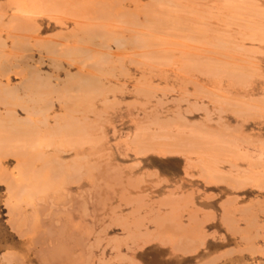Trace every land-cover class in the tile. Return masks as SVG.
<instances>
[{
	"label": "rangeland",
	"instance_id": "obj_1",
	"mask_svg": "<svg viewBox=\"0 0 264 264\" xmlns=\"http://www.w3.org/2000/svg\"><path fill=\"white\" fill-rule=\"evenodd\" d=\"M102 1L0 0V44L4 43L0 45V65L3 63V69L5 68L8 70L5 67L8 64L7 60H9V66L10 62L12 67L17 64V69L13 67L14 70L11 66H8L10 70L5 74L3 72L0 73V85H3L4 88L6 86L7 88L9 83V89L17 88L27 77L29 78V76L35 74L39 75L40 73L39 76L41 78L43 77L42 79L45 78L46 82H49L51 88H54L58 93L57 88L59 87V93L62 92V97L60 94L56 95V92L50 97L47 96L46 98L50 99L47 100L54 104H51V110L41 117L39 116L40 113L38 114L39 117L33 118L37 122L40 120V122L44 121L48 124L46 125L44 122H36V124L40 126H37L39 137H35V141L39 140V142L38 144L36 142L37 145L34 144L35 142L33 143L34 146L36 145V148L40 149L43 153H41V155H43L41 158L44 161H41L42 159L40 158L39 150L37 149V152L35 147V150L32 149L33 153L35 152L37 155L39 154V158L41 159H36L35 157L37 163L33 160L35 163L33 165V167H35L33 168V171L35 170L36 172L38 169L44 170V168H46V171L49 169L48 171L51 173L49 174L48 172V180H50L51 184L48 181L47 183L49 184L45 185L48 187H45L46 189L44 188L45 191L48 190L49 193L47 191L45 193L43 188H41V191H36L32 188L31 181H35V176H31L33 172L30 174L25 168H22L23 171L20 170L21 167H19V162H17L18 158H13V155L3 158L4 160L0 158V264H264V35L262 36L263 39L261 38L263 43L260 44L257 42L259 40L257 39L259 35H261V33L264 34V19L261 18L262 16L264 17V0H251L250 2L247 0H236L237 2H235V0H153L154 2H151V0H116L118 3L115 2V0H111V3L115 2L116 5H119L116 8V5L113 4L115 10H118H116L117 13L112 8V4L109 0ZM254 2L257 3L255 4ZM105 3H107L106 6ZM153 3L154 5H152ZM235 3H238L236 6L238 9L232 6L236 5ZM57 4L60 7H58ZM243 4H245V6ZM109 8L113 9V16L110 15V12L106 11H111ZM89 10L92 11L91 14V11ZM130 10H132L131 13ZM151 10L152 13H150ZM119 11H121V16L123 17L119 15ZM101 12L104 13L102 14ZM100 13L104 16L107 13L106 16L109 17L110 15V18L102 19L101 21ZM124 13L126 15L128 13V18L131 21L135 20L137 23L135 22V24L132 25L131 23L128 24L130 20L126 17V20L128 21H126V23L124 20L125 23L122 22L123 26L120 22L122 21L121 19H125ZM130 14L134 16H130ZM148 14L149 17L151 16V18H153L151 21L149 20L150 18L148 17ZM248 14L250 15V18ZM253 15L255 18H253ZM174 16L176 19L178 18V21ZM93 17L95 18L93 19ZM161 18L163 19V22L166 20L164 22L165 25L160 21ZM22 19H24V22ZM25 20L29 23L31 21V25H28ZM106 20H109V22L112 20L113 24H109ZM118 20L120 22H116ZM143 21H145V24ZM154 21L163 24L160 23V27L156 29L157 24ZM179 21H181L183 26H181L182 24H180ZM227 21L229 23H227ZM102 22L104 25L107 23L108 26L111 25L116 28L121 25L122 27L120 26V29L118 28L116 30L115 28L112 32L116 37L119 36L117 38H124L125 40L129 39L130 42H128L130 45H125V47L117 50L115 45H111L113 42L108 41L109 39L105 40L106 42H103L106 47H111V49H99L96 48L95 45L93 48L92 44H85V41L82 40L85 44L83 45L81 39L80 41L82 44H80L79 38H82L83 34L85 36L86 32H81L79 27H82V30H84L83 28L89 25L92 30L94 28L100 29L103 25ZM250 22L252 24L251 26ZM32 23H35V25ZM25 24L29 26H27V28H29L30 31H28V29L22 31L23 28L26 29L25 26H23ZM178 24H180V26ZM19 25L23 28H20L21 26ZM32 25L34 26L33 30L31 29ZM95 25H99V27H95ZM104 25L103 29H106L105 32L110 30L109 32L112 33L111 30H113V28L109 29L111 26L108 28L107 25V28H105ZM161 25L164 26L162 27ZM89 26L88 28H90ZM123 27L125 29L127 28L124 33H122L124 29ZM121 28L123 29L121 30ZM187 28L189 29L187 30ZM90 29L86 31H90ZM103 29H100V32ZM249 29H251L252 32ZM200 30H204L202 31V34H200ZM19 31L22 32V34ZM98 31L97 33L100 34ZM205 31L206 33H203ZM207 31H209L210 34ZM105 32L103 31L101 34ZM79 33L82 34L81 37V34ZM110 33H107V35L110 36ZM257 33L258 35H256ZM145 34L147 35L146 41L149 39V43H151V40H153L155 36L158 40L155 38L154 41H152L154 43L151 44L152 46H149V43H146L147 45L144 44L142 47L143 44L141 40L145 37ZM250 34L251 37H249ZM148 35L152 36L151 40L148 38ZM191 35L194 36V39H192L193 37H191ZM237 35L238 37H236ZM252 35L255 39L252 38ZM46 36L48 37L46 38ZM135 36L136 40L133 38ZM195 36L197 37L195 38ZM221 36H226L228 43L224 42L226 39ZM229 36L231 40H229ZM19 37L22 39L24 37H26V39L30 38L27 41L28 44L25 42L26 39L25 41L24 39L22 40V42L24 41L23 43L20 42ZM140 37L142 38L141 40ZM217 37H221V39H218ZM76 38H78V40ZM97 39L98 36L96 40ZM16 40L19 41V43L16 42ZM98 40H100V38ZM34 41L38 42H35L34 44ZM229 41H232V43ZM240 41L241 43H239ZM52 42L55 45L51 44ZM107 42L108 44H106ZM109 42H111V44ZM208 42H212V45ZM215 42H217V44ZM219 42H224L226 45L228 44L226 47L224 46V48L227 49L229 47L232 51L225 49L226 53H224V50L222 53L221 48L223 47V43L221 47V45L218 44ZM234 42H238L239 47L237 44H234ZM37 43L39 44L38 49L36 47ZM44 43H46V46ZM63 43L64 45H62ZM78 43L81 47L78 46ZM25 44H27V46L23 48ZM40 45L43 47H40ZM48 45L54 49L53 53L46 49ZM88 45H91L93 49H102L103 53L108 54V56L113 53L114 56L112 55L111 58L110 55V59L108 60L107 58V60L109 63L113 62L115 65H113V63H111L112 65L107 64L108 61L104 64L105 66H102L101 64L98 65V61L96 60L98 56L95 52L96 49L94 50L96 56L93 53H91L93 54L91 55L87 51L89 57H87V61L90 60L88 62L85 61L86 65L81 63L83 62V59L80 58L81 60H78L79 58L75 59L66 56V52L64 51L65 49L66 51H69L72 47L83 48L82 46H85V48H90V46L87 47ZM233 45H237L236 48ZM54 47H56V49ZM67 47L71 48L67 49ZM92 48L91 50H88L91 52L93 51ZM237 48L238 50H236ZM240 48L244 50L242 51ZM245 49L246 53H244ZM252 49L254 50V53L252 52ZM107 50L110 51L108 52ZM59 51L61 53H59ZM62 53L65 57H62ZM57 54H61V57ZM115 54L117 57H115ZM4 55H7V58ZM228 57L229 59L227 60ZM20 59L21 63H18L20 62ZM51 59L53 61H49ZM216 60H219V63L221 62V64H214L216 62L218 63ZM248 60H252V63L250 61L249 63L255 68L252 69L250 64L249 66L251 68L248 66ZM197 63L204 67L201 66L202 68H199V66H195ZM21 64H24L25 66ZM82 64H84V67L80 66ZM245 64H247L250 70L245 67ZM108 65L110 67L113 66V68L111 67L110 69ZM212 65H216V67L213 68ZM222 65L224 70L220 67ZM230 65L233 69L235 66V70H231ZM232 65L234 66L232 67ZM29 66L33 71L29 69ZM31 66H33V68ZM99 66L103 68L105 72L107 71V74L103 72V75L104 73L106 75L103 76L104 79L100 78V75L102 74L99 72L97 74L96 69H94L99 68ZM192 68L193 70L191 71L190 69ZM240 68L244 71V74L240 75V77L248 73L251 75L252 73L253 78L250 77L249 80V77H247V83H245L246 81L244 82L246 78L243 80V78L239 79V76H235L238 79L236 80V78L233 79L228 73L231 70V73L234 74L233 71H240ZM225 70L228 74L224 72ZM251 70H256L257 72L253 71V74V72H250ZM16 71H20L21 76L20 72L18 74ZM246 71L247 73L245 74ZM67 72L70 73L69 76L67 75ZM108 73H110V75H108ZM237 73H235V75H239ZM76 74L80 76H77ZM83 75L86 79L91 77L90 79H93L92 82L95 80V82L97 81L100 83V85L97 83L92 84L93 87L97 86L95 89L91 85V90L94 92L98 88L97 91L99 95L95 93V95L92 94L93 96H96L95 102L92 101L91 94V97L89 98L92 102L90 101L89 103V100H86V95L81 94V97V95L76 93V90L68 91L67 93L65 91L66 84L69 85L70 81L73 83L75 76L80 79H76L72 84L73 86L77 85L76 83L81 80V77L84 81L85 78ZM95 76L98 78H94ZM243 82L245 85H243ZM63 84L65 85L63 86ZM79 84L83 85V82L81 83L80 81ZM235 84L239 86H236ZM98 85L100 87L102 85L104 88H100ZM0 87L2 89V86ZM1 89L0 94L4 90ZM103 89L108 90V93L106 94V91L103 92ZM92 91L90 92L93 93ZM64 95L67 99H65V97L63 99ZM70 95L73 96V99ZM59 96L60 98H58ZM76 96L79 97L81 101L85 102H80L82 103V106H80V110L78 109L79 112L77 111L78 116L75 114L76 111H74L75 115L72 116L73 119L71 122L75 124H72L73 127H85V133L82 132L83 134L80 138L79 136L77 138L75 137L73 142L70 139L75 133H72V135L70 134L71 136L69 140L71 141V144L65 143L70 144V146L63 144V134L61 138L60 136L57 137L58 141L55 140L56 137L51 141L55 135V130L53 131L54 127H57V124L59 127H62V125L64 126V124L59 122L63 120V118H67V116L68 118L71 117L69 115L71 113L69 109L70 105H78L77 103L80 99L78 98L79 100H76ZM84 96L85 99L83 98ZM99 96H101V98ZM58 100L60 101V104ZM61 100H66L64 103L70 104L67 106L68 109L65 107L68 113L65 112V109H62L63 102ZM255 103H257V105H255ZM20 106L21 104L18 105L19 108L16 107V116L23 121L28 119L27 116H29V114H27L26 111L24 113V108L22 106L20 108ZM74 106H72V108ZM86 106H89V109H86ZM76 107L75 109H77ZM92 107H95V112L94 110L92 111ZM88 110L89 112H87ZM84 111H86V113ZM239 113H241V115ZM5 114L7 116L6 107L1 103L0 119H2ZM61 115L65 116L62 117ZM55 116L57 119H55ZM60 116L62 118H60ZM77 118L80 119L79 122H75ZM162 121L165 122L163 123ZM71 122L69 121L70 124ZM168 122H170L171 128ZM66 123H68V120ZM41 124H44L47 128H43V125L41 126ZM164 124L165 126H168L167 129L163 126ZM49 128L53 133L50 131V134H47ZM56 131L58 130L56 129ZM70 131L73 132L75 130L71 129ZM159 131L162 135H160ZM198 131L202 135L205 134L203 135L205 137L200 136ZM149 133L153 135V137L150 136L149 138ZM163 133H166V135H163ZM167 134L170 135V137H167ZM181 134L186 138L184 139V142L178 141L180 138L182 140ZM197 134L204 139L207 138V136H210L212 141L216 136V140L213 141L214 144L213 142L212 144L209 142L207 144V141H205V143H203L204 146L199 150L201 153L197 150V154H195L196 150L194 151L193 148H191L193 150H190L185 144H187L186 140L190 142L193 137L197 136L198 138ZM232 135H235V137H232ZM49 136H51V140H47ZM83 136L85 138H83ZM66 137L67 136H64V139ZM87 137L88 139L86 140ZM174 137H177L178 139ZM221 137L222 141L220 140V144H222V146L218 143V138L221 139ZM148 138L150 140L152 139L151 142ZM230 138L231 140L235 138V140L232 141L236 144H230L229 149V146L225 144L228 142L227 144L229 145V141L230 143L232 142ZM40 139H43L48 143L49 141H55L54 143L56 144L52 143V148H49L48 145H44V141L41 144ZM60 139V143H62L61 145L57 144ZM66 139L64 141H66ZM174 139L176 144L178 143V145L184 148L178 147L181 149L180 152L177 151L178 148L176 146L172 147L171 143H174ZM194 139L196 142L197 140H200V142L202 141V138H193V141H195ZM209 139L210 138L208 137L206 140L211 141V139ZM69 140L67 139L66 142H69ZM215 143H218L219 147L221 146L222 149L219 148L221 151L215 153V149L210 152L214 149L216 145ZM170 144L171 148H168V145ZM38 145L40 147H38ZM152 145H156V148ZM60 146L62 149H60ZM184 146H186V148ZM232 146L234 147L232 148ZM141 147H146L151 150V152L149 151L145 155L138 154V149ZM162 147L164 149H170L171 152L169 153V151L166 150L168 153H164V149L163 151H160ZM193 147L196 148L195 146ZM208 147L210 148V151ZM32 149H30V152ZM172 149L175 154H171L173 151ZM55 151L60 152V155ZM46 155L48 158L45 157ZM33 156H35V154ZM49 157L50 160H48ZM211 158L216 161V163L212 162ZM54 160H56L55 162L57 163L61 162V165L59 163H55V165L54 162H51L55 169L50 164L48 166L45 165V163H49L48 161ZM76 163H78V165H76ZM259 163L262 166L260 165L259 167ZM70 164L72 165L70 166ZM49 166H52L51 168L55 171L52 172ZM81 166L84 167L81 169ZM17 167L19 168L17 169ZM88 167L92 168V170ZM66 169L73 170L68 171ZM57 170L62 173L63 171L65 172L67 180L70 178L68 182L70 181L71 183L76 181L73 186L66 181L65 177V179L61 177L63 181L59 179L60 177L56 176L59 175ZM203 171L204 173H202ZM244 171L246 172V175ZM205 172L208 173L209 176H207ZM72 173L77 175L75 176V174ZM63 175L64 173L61 176ZM240 175H244V177ZM74 176H80V181L78 182L77 180L79 179L74 178ZM237 177H240V179L246 177V180L249 182L251 181L250 185L246 186V184H249L248 182H245L246 184L244 185L242 182L243 180H241L239 183H243L241 185L244 186H238L240 184L236 183L239 180ZM53 179L55 180L53 181ZM256 179L258 184L256 183ZM260 179L263 181V187L261 188L259 186H262L261 183L259 184V181L261 182ZM56 181L58 183L57 185ZM65 181L68 184L65 183ZM234 183L235 185L237 184V188L236 186H233ZM255 183L257 185H255ZM53 184L54 186L56 185L57 188L54 187ZM76 184H78V186ZM251 184H253L254 187L253 185L251 186ZM19 185H25V188L22 190V188H19ZM10 186L13 187V191L11 190L12 192L9 190ZM243 187L245 188L243 189ZM121 188H125L124 191H122ZM231 189L233 190L231 191ZM258 189L261 190L259 191ZM54 190H57V192ZM172 190L174 191L171 192ZM13 193L16 194L14 195ZM39 194L42 195L40 196ZM18 196V200L15 199V197L17 198ZM169 196H176L178 204L174 202L175 198H169ZM184 197L186 198L184 199ZM135 201H137V205L138 203L140 204V207H138L139 205L137 206L134 204ZM186 201L189 205H186ZM257 202H259V204ZM49 203L52 205L50 206ZM184 204L186 206H183ZM13 205H15V207ZM237 206L242 207L243 211L242 208ZM243 206L248 208L246 209ZM227 209L228 211H226ZM239 211L244 213H240V215L238 213ZM247 212L249 214H247ZM33 214H35V216ZM70 215L73 220V225L71 224V221H68L71 220ZM223 215L224 217H222ZM244 216H247L248 222L252 221V223H250L253 224L252 227L256 225L251 231L249 229L251 226L246 228L245 221L242 222V218L243 220L246 219ZM232 218L235 220L233 228L231 227L233 224L231 222L233 221ZM196 221L198 223H196ZM179 223L180 226H178V228L181 229L183 227L182 232L180 229H175ZM234 228L236 229V234L233 230ZM29 229L32 232L27 233ZM239 229L244 230H242V232L241 230L238 231ZM193 230H196V232ZM246 231H250V233ZM186 232H189L190 235H186ZM255 233L256 235L253 236ZM251 238H255L254 240H257L256 243ZM256 238H261L262 241ZM66 253H68V255H66ZM7 259L10 262L7 261Z\"/></svg>",
	"mask_w": 264,
	"mask_h": 264
},
{
	"label": "bare ground",
	"instance_id": "obj_2",
	"mask_svg": "<svg viewBox=\"0 0 264 264\" xmlns=\"http://www.w3.org/2000/svg\"><path fill=\"white\" fill-rule=\"evenodd\" d=\"M90 1H91V0H90ZM94 1L96 2V0H94ZM101 1H102V0H101ZM109 1H110V3H111V0H109ZM231 1H233V0H231ZM231 1H230V2H231ZM243 1H244V0H243ZM245 1H246V0H245ZM247 1L250 2L251 0H247ZM102 2H103V1H102ZM112 2H113V1H112ZM115 2H117V1L115 0ZM115 2H114V3H111V4H112V8H113L114 10H115V8L113 7V4H115ZM119 2H120V1H119ZM130 2H131V1H130ZM151 2H154V1L151 0ZM235 2H237V1L235 0ZM60 3H61V2H60ZM60 3H59V5H60ZM79 3H80V2H79ZM85 3H86V1H85ZM89 3H90V2H89ZM117 3H118V2H117ZM120 3H121V2H120ZM149 3H150V2H149ZM156 3H157V2H156ZM243 3H244V2H243ZM254 3H255V2H254ZM256 3H257V2H256ZM256 3H255V4H256ZM98 4H100V3H98ZM106 4H107V3H105V6H106ZM160 4H161V3H160ZM232 4H233V3H232ZM235 4H236V3H235ZM237 4H238V3H237ZM237 4H236V5H232V6H234L235 8L238 9V7H236ZM57 5H58V4H57ZM59 5H58V7H60ZM67 5H68V4H67ZM115 5H116V4H115ZM137 5H138V4H137ZM152 5H154V3H153ZM152 5H150V6H152ZM158 5H159V4H158ZM243 5L245 6V4H243ZM251 5H252V4H251ZM73 6H74V4H73ZM78 6H79V5H78ZM86 6H87V5H86ZM86 6H84V7H86ZM105 6H104V7H105ZM107 6H109V5H107ZM117 6H119V5H116L115 7L117 8ZM135 6H136V5H135ZM148 6H149V5H148ZM248 6H249V5H248ZM248 6H247V7H248ZM256 6H257V5H256ZM63 7H64V6H63ZM76 7H77V6H76ZM230 7H231V5H230ZM234 7H233V8H234ZM69 8H70V7H69ZM80 8H81V7H80ZM146 8H147V7H146ZM65 9H67V8H65ZM100 9H101V7H100ZM100 9H99V10H100ZM110 9H111V8H109V10H110ZM113 9H111V11H108V10H106V11H107V12H110V13H111L110 15L113 16V15H112V14H114V13H113V12H114ZM152 9H153V7H152ZM157 9H158V8H157ZM226 9H227V8H226ZM226 9H225V10H226ZM240 9H241V8H240ZM67 10H68V9H67ZM99 10H98V12H99ZM101 10H102V9H101ZM101 10H100V11H101ZM104 10H105V9H104ZM116 10H117V9H116ZM116 10H115V12L117 13L118 10H117V11H116ZM119 10H120V9H119ZM153 10H154V9H153ZM229 10H230V9H229ZM241 10H242V9H241ZM241 10H240V11H241ZM248 10H249V9H248ZM254 10H256V9H254ZM259 10H260V9H259ZM263 10H264V9H263ZM76 11H77V9H76ZM89 11H91V10H89ZM95 11H96V10H95ZM95 11H94V12H95ZM125 11H126V10H125ZM131 11H132V10H130V13H131ZM148 11H149V9H148ZM104 12H105V11H104ZM104 12H101V13L103 14ZM119 12H120L119 15L121 16V11H119ZM128 12H129V11H128ZM133 12H134V11H133ZM167 12H168V11H167ZM167 12H166V14H167ZM243 12H244V11H243ZM261 12H262V11H261ZM91 13H92V11L90 12V14H91ZM101 13H100V14H101ZM150 13H152V10H151ZM150 13H149V14H150ZM249 13H250V12H249ZM254 13H255V12H254ZM26 14H27V13H26ZM102 14H101V19H100L101 21H102V19L110 18V15H109V14H108L109 17L106 16L107 13L105 14V16L102 15ZM124 14H125V13H124ZM149 14H148V17H149ZM154 14H155V13H154ZM161 14H162V13H161ZM244 14H245V13H244ZM97 15H98V14H97ZM117 15H118V14H117ZM117 15H116V16H117ZM125 15H126V14H125ZM125 15H124L125 19L123 18V19H121V20H122L121 22H120L119 20L116 21V22H120V23L122 24V22L125 23L126 21L130 20V19L128 18V15H129V14L127 13V15H126V16H125ZM131 15H132V14H130V16H131ZM142 15H143V14H142ZM144 15H145V14H144ZM146 15H147V13H146ZM157 15H158V13H157ZM209 15H210V14H209ZM231 15H232V14H231ZM237 15H238V14H237ZM95 16H96V15H95ZM132 16H134V15H132ZM155 16H156V15H155ZM248 16H249V18H250V15H249V14H248ZM251 16H252V15H251ZM253 16H254V15H253ZM257 16H258V14H257ZM259 16H260V15H259ZM102 17H103V18H102ZM121 17H123V16H121ZM121 17H120V18H121ZM126 17L128 18V20H126ZM156 17H157V16H156ZM225 17H226V16H225ZM260 17H261V16H260ZM91 18H92V17H91ZM94 18H95V17H93V19H94ZM97 18H100V17H97ZM131 18H134V17H131ZM149 18H150V19H149L150 21H151V19H153V18H151V16H150ZM174 18L176 19L175 16H174ZM253 18H255V16H254ZM261 18L264 19L263 16H262ZM25 19H26V18H25ZM28 19H29V18H28ZM93 19H92V20H93ZM137 19H138V18H137ZM145 19H147V18H145ZM159 19H160V18H159ZM167 19H168V18H167ZM177 19H178V18H177ZM177 19H176V20H177ZM231 19H232V18H231ZM231 19H230V20H231ZM240 19H241V18H240ZM17 20H18V19H17ZM22 20H23V22H24V19H22ZM32 20H33V19H32ZM98 20H99V19H98ZM124 20H125V22H124ZM154 20H155V19H154ZM164 20H165V19H164ZM180 20H182V19H180ZM184 20H185V19H184ZM225 20H226V19H225ZM228 20H229V19H228ZM25 21H26V20H25ZM35 21H36V20H35ZM106 21H108L109 24L112 23V20H110L111 22H109V20H106ZM130 21H131V20H130ZM130 21L128 22V24L131 23V25H132V24H135V22H136L135 20H134V21L132 20L133 22H132V21L130 22ZM150 21H149V22H150ZM160 21L163 22V19L161 18ZM165 21H166V20H165ZM165 21H164V22H165ZM171 21H172V20H171ZM177 21H178V20H177ZM252 21H253V20H252ZM26 22H27V21H26ZM103 22H104V20H103ZM103 22H102V24L104 25ZM143 22H144V24H145V21H143ZM154 22H155V21H154ZM158 22H159V20H158ZM158 22H157V23L155 22V23L157 24V25H156V29H157L158 27H160L159 24H160L161 22H160V23H158ZM164 22H163V23H164ZM179 22H180V24H182L181 21H179ZM185 22H186V21H185ZM224 22H225V21H224ZM126 23H127V22H126ZM136 23H137V22H136ZM155 23H154V24H155ZM163 23H161V24H163ZM225 23H226V22H225ZM227 23H229V22L227 21ZM27 24H28V25H29V24L31 25V21H30V23L27 22ZM27 24L23 25V26H25L26 29H24L21 25H19V26H21L20 28H23L22 31L27 30V29H28V31H30V29L27 28V26H28ZM32 24L35 25V23H32ZM91 24H92V23H91ZM102 24H101V25H102ZM112 24H113V23H112ZM142 24H143V23H142ZM147 24H149V23H147ZM180 24H178V25L180 26ZM233 24H234V23H233ZM93 25H94V23H93ZM93 25H92V26H93ZM99 25H100V24H99ZM99 25H98V26L95 25V27H99ZM103 25H102V27H101L100 29H103ZM106 25L108 26V24L106 23V24L104 25L105 28H107ZM115 25H116V24H115ZM115 25H114V26H115ZM122 25H123V24H122ZM125 25H127V24H125ZM131 25H130V26H131ZM152 25H153V23H152ZM158 25H159V26H158ZM164 25H165V23H164ZM164 25H163V26H164ZM172 25H173V24H172ZM174 25H175V22H174ZM176 25H177V24H176ZM251 25H252V24H251V22H250V26H251ZM88 26H89V25H88ZM88 26H86V27L84 26V27L86 28V29L83 28L84 30H82V27H79L80 30H81V32H82V31H83L84 33L86 32L85 36H84V34H83V36H82V34L79 33V34H81L80 37L82 36V38H79V42H80V44H82L83 41H85V44H86V43H87V44H92L93 48H94V45H95V47H96V48H99V49H100V48H102V49H106V48H107V49H108L109 47H106V46L104 45V42H106L105 40L109 39L108 41H112V42H113L112 44H111V42H109V43H110L111 45H115L117 50H120L121 48L125 47V45H128V46L130 45V44H129V42H130L129 39H128V40H125L124 38H123V39H122V38H117V37H119V36L116 37V35L113 34L112 31H114V29H115L116 27H112L111 25H109V26H111L110 28H109V26H108L109 29H112V28H113V30H111L112 33H110V32H109L110 30H109L108 32H105L106 29H103V30L100 32V29H99V28H97V29L94 28V29L92 30V28L89 26V27L91 28V29H90V28H88ZM120 26H121V25H120ZM120 26H119V27H120ZM123 26H124V25H123ZM130 26H129V27H130ZM143 26H144V25H143ZM143 26H142V27H143ZM153 26H154V25H153ZM153 26H152V27H153ZM161 26H162V25H161ZM163 26H162V27H163ZM181 26H183V24H182ZM186 26H187V24H186ZM233 26H234V25H233ZM261 26H262V25H261ZM16 27H17V26H16ZM28 27H29V26H28ZM30 27H31V26H30ZM93 27H94V26H93ZM119 27H118V28H119ZM121 27H122V26H121ZM144 27H145V26H144ZM144 27H143V28H144ZM173 27H174V26H173ZM188 27H190V26H188ZM231 27H232V25H231ZM234 27H235V26H234ZM247 27L249 28L248 25H247ZM258 27H259V26H258ZM18 28H19V27H18ZM33 28H34V26L32 25V28H31V29L33 30ZM35 28H36V27H35ZM87 28H88V29H87ZM118 28H116V30H117ZM123 28H124V27H123ZM123 28H121V30H122ZM153 28H155V27H153ZM206 28H207V27H206ZM248 28H247V29H248ZM252 28H253V26H252ZM252 28H251V29H252ZM256 28H257V25H256ZM89 29H90V31H86V30H89ZM119 29H120V28H119ZM188 29H189V28H187V30H188ZM191 29H192V27H191ZM251 29H249V30L251 31ZM16 30H17V29H16ZM35 30H37V29H35ZM80 30H79V31H80ZM91 30H92V31H91ZM95 30H97V31L99 30L98 32H99L100 34H98L97 31H95ZM116 30H115V31H116ZM125 30H127V28H126V29L124 28L123 31H122V33H124ZM162 30H163V28H162ZM165 30H166V28H165ZM205 30H206V29H205ZM225 30H226V29H225ZM20 31H21V30H20ZM20 31H19V32H20ZM28 31H27V32H28ZM39 31H40V30H39ZM103 31H104L105 33L101 34ZM119 31H120V30H119ZM145 31H146V28H145ZM148 31H149V30H148ZM158 31H159V30H158ZM180 31H181V30H180ZM191 31H192V30H191ZM191 31H189V32H191ZM200 31H201V33H200ZM200 31H199V33L202 34V31H204V30H200ZM250 31H249V33H250ZM252 31H253V29H252ZM252 31H251V32H252ZM262 31H263V28H262ZM33 32H34V31H33ZM37 32H38V31H37ZM77 32H78V30H77ZM128 32H129V28H128ZM163 32H164V31H163ZM207 32L209 33V31H207ZM20 33L22 34V32H20ZM34 33H35V32H34ZM107 33H108V34L110 33V36L107 35ZM115 33H116V32H115ZM130 33H131V32H130ZM203 33H206V31L203 32ZM221 33H222V32H221ZM221 33H219V34H221ZM234 33H237V32H234ZM253 33H254V31H253ZM253 33H252V34H253ZM255 33H256V31H255ZM27 34H28V33H27ZM27 34H26V35H27ZM111 34H112V35H111ZM143 34H144V33H143ZM209 34H210V33H209ZM241 34H242V33H241ZM19 35H20V34H19ZM24 35H25V33H24ZM38 35H39V34H38ZM113 35H114L115 37H114ZM151 35H152V34H151ZM151 35H148V38H150V40H151V37L153 36V35H152V36H151ZM238 35H240V34H238ZM238 35H237L236 37H238ZM256 35H258V33H257ZM263 35H264V34L261 33V35H259L258 38L256 37L257 39H259L257 42H259L260 44L263 43V42H262V39H263V37H264ZM30 36H31V35H30ZM97 36H98V39L100 38V40L97 39L98 42H97V40H96ZM143 36H144V35H143ZM143 36H142V38H143ZM146 36H147V35L145 34V37H144L145 39H144V38L142 39V38L140 37V40L142 39V40H141V41H142V44H143L142 47L144 46V44L149 43V41H148L149 39H148V38H147V39H148V40H147L148 42L146 41ZM157 36H158V35H157ZM204 36H205V35H204ZM262 36H263V37H262ZM21 37H23V36H21ZM33 37L35 38L34 35H33ZM47 37H48V36H46V38H47ZM83 37H84V38H83ZM137 37H138V36H137ZM187 37H188V36H187ZM191 37H193L192 39H194V36L191 35ZM196 37H197V36H195V38H196ZM205 37H206V36H205ZM221 37H223L224 39H226L224 42L228 43V39L226 38V36H221ZM221 37H217V38H218V39H221ZM249 37H251V34L249 35ZM15 38H16V37H15ZM19 38H20V37H19ZM130 38H131V37H130ZM133 38L136 40V36L133 37ZM138 38H139V37H138ZM155 38L157 39L156 36H155ZM155 38H153V40H151V43H149V46H150L151 44H154L152 41H154ZM201 38H202V37H201ZM234 38H235V37H234ZM239 38H240V37H239ZM239 38H238V39H239ZM243 38H246V37H243ZM252 38H253V35H252ZM261 38H262V39H261ZM23 39H24V41H25L26 37H24ZM23 39L20 38V42H22ZM29 39H30V38H29ZM29 39H26L25 42L27 43V41H28ZM76 39L78 40V38H76ZM80 39H81V41L83 40L82 43H81ZM190 39H191V38H190ZM197 39H198V38H197ZM207 39H208V38H207ZM240 39H241V38H240ZM247 39H248V37H247ZM253 39H255V38H253ZM4 40H5V39H4ZM60 40H61V38H60ZM65 40H66V39H65ZM77 40H76V41H77ZM140 40H139V42H140ZM157 40H158V39H157ZM229 40H231V39H230V36H229ZM245 40H246V39H245ZM263 40H264V39H263ZM24 41H23V42H24ZM32 41H33V40H32ZM61 41H62V40H61ZM63 41H64V39H63ZM103 41H104V42H103ZM125 41H126V42H125ZM128 41H129V42H128ZM144 41H146V42L143 43ZM207 41H208V40H207ZM207 41H206V42H207ZM214 41H215V38H214ZM233 41H234V40H233ZM235 41H237V40H235ZM241 41H243V40H241ZM241 41H240L239 43H241ZM260 41H261V42H260ZM2 42H3V41H2ZM16 42L19 43V41H17V40H16ZM23 42H22V43H23ZM30 42H31V41H30ZM35 42H38V41H34V44H35ZM39 42H40V41H39ZM44 42H46V41H44ZM53 42H54V41H53ZM53 42H52L51 44H53ZM133 42H134V41H133ZM137 42H138V39H137ZM217 42H218V41H217ZM217 42H215V43L217 44ZM224 42H222V43H223V47H222V43H221V42L218 43L219 45H221V47H222L223 49H222L220 46H218V47L221 48V52L224 50V53H226V52H225V49H226V48H224V46L226 47L228 44L226 45V43H224ZM229 42L232 43V41H229ZM249 42H250V41H249ZM257 42H256V43H257ZM208 43H209V42H208ZM211 43H212V42H211ZM211 43H209V44H211ZM231 43H229V44L232 45ZM239 43H238V42H237V43L234 42V44H237L238 47H239ZM242 43H243V42H242ZM250 43H251V42H250ZM2 44H4V43H2ZM2 44H0V45H2ZM12 44H13V43H12ZM27 44H28V43H27ZM27 44H25L24 46L22 45L23 48H24L25 46H27ZM40 44H41V43H40ZM44 44H45V46H46V43H44ZM57 44H58V43H57ZM85 44L83 43V45H85ZM106 44H108V42H107ZM134 44H135V43H134ZM137 44H138V43H137ZM216 44H214V45H216ZM263 44H264V43H263ZM29 45H30V44H29ZM29 45H28V46H29ZM31 45H32V44H31ZM36 45H37L36 47H37V49H38L39 44L37 43ZM53 45H55V44H53ZM58 45H59V44H58ZM62 45H64V43H63ZM76 45H77V43H76ZM132 45H133V44H132ZM140 45H141V43H140ZM146 45H147V44H146ZM146 45H145V46H146ZM211 45H212V44H211ZM237 45H236V46H237ZM253 45H254V44H253ZM22 46H21V48H22ZM60 46H61V44H60ZM78 46L81 47V46L79 45V43H78ZM89 46H90V48H85V46H82V47L85 48V49H83V48H79V47H78V48H73V47H72V49H69V51L67 50L68 52L66 51V49H65L64 51L66 52V56H70L71 58H75V59L79 58L78 60L83 59V62H81V63H84V64H85V61H87V57H88V55H87V51H88L90 54L93 53V54L95 55L94 50H95L96 48L93 49V48L91 47V45H88L87 47H89ZM120 46H121V47H120ZM151 46H152V45H151ZM233 46H235V45H233ZM236 46H235V48H236ZM241 46H242V44H241ZM250 46H251V45H250ZM31 47H32V46H31ZM34 47H35V46H34ZM34 47H33V48H34ZM40 47H43V46L40 45ZM12 48H13V47H12ZM16 48H17V47H16ZM54 48L56 49V47H54ZM68 48H71V47H67V49H68ZM91 48H92L93 51L90 52L89 50H91ZM219 48H218V49H219ZM228 48H229V47H228ZM228 48H227L226 50H231L230 48H229V49H228ZM25 49H26V48H25ZM25 49H24V50H25ZM29 49H30V48H29ZM35 49H36V48H35ZM40 49H41V48H40ZM46 49H47L48 51H50L51 53L54 52V49H53L50 45H48V46L46 47ZM62 49H64V48H62ZM86 49H87V50H86ZM88 49H89V50H88ZM99 49H96V50H98V51L95 50L96 54L98 55L97 58H96V60L98 61L97 63H98V65L101 64L102 66H105L104 64L110 59V58H109L110 55H111V58H112L113 53L110 54V55L108 56V54L103 53V50H102V49H101V50H99ZM109 49H111V47H110ZM241 49H242V48H240V50H241ZM246 49H247V48H246ZM246 49H245L244 53H246ZM234 50H235V49H234ZM234 50H233V51H234ZM236 50H238V48H237ZM240 50H239V51H240ZM243 50H244V49H242V51H243ZM31 51H32V49H31ZM43 51H44V50H43ZM43 51H42V52H43ZM64 51H62V52H64ZM99 51H101V52H99ZM107 51H108V50H107ZM109 51H110V50H109ZM109 51H108V52H109ZM231 51H232V50H231ZM242 51H241V52H242ZM248 51H249V50H248ZM256 51H258V50H256ZM2 52H3V51H2ZM29 52H30V51H29ZM65 52H64V53H65ZM98 52H99V53H98ZM104 52H105V51H104ZM114 52H115V51H114ZM250 52H251V51H250ZM252 52L254 53V50H253V49H252ZM59 53H61V52L59 51ZM214 53H215V51H214ZM222 53H223V52H222ZM258 53H259V52H258ZM32 54H33V53H32ZM44 54H45V53H44ZM93 54H91V55H93ZM215 54H216V53H215ZM248 54H249V52H248ZM250 54H251V53H250ZM16 55H17V54H16ZM22 55H23V53H22ZM46 55H47V54H46ZM54 55H55V54H54ZM57 55H58V54H57ZM60 55H61V54H59L58 56L61 57ZM115 55H116V54H115ZM119 55H120V54H119ZM4 56H6V58H7V55H4ZM18 56H20V55H18ZM32 56H33V55H32ZM40 56H41V55H40ZM89 56H90V55H89ZM95 56H96V55H95ZM95 56H94V58H95ZM113 56H114V55H113ZM229 56H230V55H229ZM253 56H254V55H253ZM9 57H10V56H9ZM9 57H8V58H9ZM20 57H22V56H20ZM29 57H30V56H29ZM51 57H52V56H51ZM62 57H65V56L63 55V53H62ZM70 57H69V58H70ZM90 57H92V56H90ZM115 57H117V55H116ZM119 57H120V56H119ZM238 57H239V56H238ZM1 58H2V57H1ZM12 58H14V57H12ZM27 58H28V56H27ZM45 58H46V57H45ZM47 58H48V57H47ZM80 58H81V59H80ZM88 58H89V57H88ZM92 58H93V57H92ZM107 58H108V60H107ZM3 59H4V58H3ZM16 59H17V58H16ZM21 59H22V58H21ZM21 59H20V62H18V63H21ZM40 59H41V58H40ZM40 59H39V60H40ZM228 59H229V57L227 58V60H228ZM239 59H240V58H239ZM242 59H243V58H242ZM24 60H25V58H24ZM24 60H23V62H24ZM27 60H28V59H27ZM42 60H43V59H42ZM54 60H55V58H54ZM59 60H60V59H59ZM89 60H90V59H89ZM89 60H88V61H89ZM93 60H94V59H93ZM190 60H191V59H190ZM190 60H189V61H190ZM223 60H224V59H223ZM253 60H254V59H253ZM7 61H8V64H9V60H7ZM10 61H12V60H10ZM18 61H19V60H18ZM49 61H53V60L51 59V60H49ZM69 61H70V60H69ZM88 61H87V62H88ZM216 61H218V63H217ZM216 61H215L216 63H214V64H217V65H218V64H221V62L219 63V60H216ZM249 61H250V60H248V66H249V64H250ZM251 61H252V60H251ZM251 61H250V62H251ZM4 62H5V61H4ZM16 62H17V61H16ZM23 62H22V63H23ZM26 62H28V61H26ZM54 62H56V61H54ZM74 62H75V61H74ZM123 62H124V61H123ZM193 62H194V61H193ZM223 62H224V61H223ZM228 62H229V61H228ZM52 63H53V62H52ZM111 63H113V62H111ZM111 63H109V61L107 62V64H111ZM116 63H118V62H116ZM198 63H199V62H198ZM198 63H197L195 66H199V68L204 67L203 65H201V66H202V67H201ZM204 63H205V61H204ZM209 63H210V62H209ZM236 63H237V62H236ZM251 63H252V62H251ZM0 64H1V63H0ZM8 64H7V66H5V67H6L8 70H10L9 67H10L12 64H11V62H10V66H9ZM42 64H43V63H42ZM56 64H57V63H56ZM66 64H67V63H66ZM79 64H80V63H79ZM84 64H82V65H80V66H83ZM107 64H106V65H107ZM190 64H191V63H190ZM193 64H195V63H193ZM205 64H206V63H205ZM214 64H213V65H214ZM229 64H230V62H229ZM2 65H4V64L2 63ZM2 65H0V66H1V67H0V73L3 72V73L5 74L8 70H6L5 68L3 69ZM21 65L25 66L24 64H21ZM38 65H39V64H38ZM85 65H86V64H85ZM94 65H95V63H94ZM111 65H112V64H111ZM113 65H115V64L113 63ZM210 65H211V64H210ZM213 65H212V66H213ZM235 65H236V64H235ZM253 65H254V63H253ZM8 66H9V67H8ZM41 66H42V65H41ZM77 66H78V64H77ZM92 66H93V65H92ZM108 66H109V65H108ZM225 66H226V65H225ZM225 66H224V67H225ZM233 66H234V65H232V67H233ZM248 66H247V64H245V67L248 68ZM250 66L252 67V69L255 68V67H253L251 64H250ZM250 66H249V67H250ZM11 67H12V66H11ZM13 67H14L15 69H17V68H16V67H17V64H15ZM13 67H12V68H13ZM31 67L33 68V66H31ZM50 67H51V66H50ZM83 67H84V66H83ZM90 67H91V66H90ZM106 67H107V66H106ZM111 67L113 68V66H111ZM111 67L109 66L110 69H111ZM192 67H194V66H192ZM206 67H207V66H206ZM214 67H216V65L213 66V68H214ZM218 67H219V66H218ZM220 67H221V69L224 70V68H222L223 65L220 66ZM226 67H227V66H226ZM226 67H225V68H226ZM251 67H250V68H251ZM12 68H11V70H12ZM14 68H13V69H14ZM21 68H22V67H21ZM56 68H57V67H56ZM80 68H81V67H80ZM91 68H92V67H91ZM195 68H196V67H195ZM208 68H209V67H208ZM228 68H229V65H228ZM228 68H227V69H228ZM230 68H231V65H230ZM236 68H237V67H236ZM247 68H246V69H247ZM15 69H14V70H15ZM18 69H19V68H18ZM25 69H26V67H25ZM29 69H31L30 66H29ZM94 69H96V73H97V74H98V72H99L100 74H102V75H100V78H103V79H104L103 76H106L105 73H106L107 71L105 72V70H103V68H101L100 66H99V68H94ZM197 69H198V68H197ZM211 69H212V68H211ZM257 69H258V68H257ZM14 70H13V71H14ZM23 70H24V69H23ZM31 70L33 71V69H31ZM34 70H35V69H34ZM82 70H83V69H82ZM87 70H88V69H87ZM190 70L192 71L193 68L190 69ZM195 70H196V69H195ZM231 70H235V66H234V69L231 68ZM231 70H230L228 73H229L230 76H232L233 79L236 78V80H238L237 77L239 76V77H238L239 79L243 78V80H244V78H246V79L244 80V82H245L246 80L248 81V79L250 80V77L253 78L252 73H251V75H249V73L246 74L247 71L245 72L246 75H243V76L240 77V75L244 74V71H242L241 68H240V71H237L238 68H237L236 72L233 71L234 74L231 73ZM248 70H250V69L248 68ZM27 71H29V70H27ZM27 71H26V72H27ZM85 71H86V70H85ZM91 71H92V69H91ZM111 71H112V70H111ZM191 71H190V72H191ZM217 71H218V70H217ZM241 71H242L243 73H242ZM253 71H254V70H251L250 72H253ZM255 71H256V70H255ZM255 71H254V72H255ZM16 72L19 74L20 71H16ZM26 72H25V73H26ZM36 72H37V71H36ZM39 72H40V71H39ZM69 72H70V71H69ZM69 72H67V73H68V74H67L68 76L70 75ZM103 72H105L104 75H103ZM108 72H109V70H108ZM224 72H226V70H225ZM237 72H239V73H237ZM240 72H241V73H240ZM248 72H249V71H248ZM254 72H253V74H254ZM256 72H257V71H256ZM23 73H24V72H23ZM33 73H34V72H33ZM56 73H57V72H56ZM81 73H82V72H81ZM90 73H91V72H90ZM96 73H95V74H96ZM226 73H227V72H226ZM228 73H227V74H228ZM230 73H231L232 75H231ZM235 73H237V74H239V75H235ZM258 73H259V72H258ZM29 74H30V73H29ZM29 74H28V75H29ZM52 74H53V73H52ZM77 74H78V73H77ZM77 74H76V75H77ZM88 74H89V72H88ZM106 74H107V73H106ZM111 74H112V73H111ZM123 74H124V73H123ZM227 74H226V76H227ZM2 75H3V74H2ZM7 75H8V74H7ZM16 75H17V74H16ZM39 75H40V73H39ZM39 75H36V74H35V75H32V76H29V78L27 77V78L25 79V81L23 80L24 82H23L22 84L18 83V84H20V86L17 87V88H10V89H9V87H8L9 83H8V85H7V88H6V86H5L6 89L4 88L3 85H0V86H2V89H1V87H0V89H1V90L4 89V90L1 92V94H0V104L2 103V105L6 107V111H7V116H6V114H5L6 117H5V116H4V117L1 116L2 119H0V158H2V160H4L3 158H6V157H8V156H10V155H11V156L13 155V158H14V157H15L16 159L18 158V159H17V160H18L17 162H19L18 165H19V167H21L20 170L23 171V169L25 168L27 171H29L30 174L33 172V173L31 174V176H33V175L35 176V181H34L35 183H34L33 181H31L32 179L34 180L33 177H32V179H31L30 181H31V183H32V188H34L36 191H37V190H38V191H39V190L41 191V188L44 189L45 187H48V186H45V185H48L49 183L51 184L50 180H48V178H49V177H48V176H49V175H48V172H49V174H51V173H50V171H48L49 169L46 171V168H44V170L38 169V170H37L38 172H37V171L35 172V170L33 171V168H35V167H33V165L35 164L33 160H35V162L37 163L36 159L39 158V154L37 155L35 152L33 153V149L35 150L36 145H37L38 142H39V140H36V141H35V137H36V138H37V136L39 137V134H38L39 130H38L37 126H40V125L36 124L37 121L34 120L33 118H34V117H39V116L41 117V116L45 115L46 112H48L49 110H51L52 105H54V104H52L53 102L51 103L50 101H48V100H50V99H49V98H46V97H47V96L50 97L51 95H53V94L56 92V90H55L54 88H51V87L49 86V82L47 81V82H48V83H47L45 78H44V79H45V81H44V79H42L43 77L41 78ZM84 75H85V74H84ZM84 75H83V76H84ZM89 75H90V74H89ZM108 75H110V73H108ZM217 75H218V74H217ZM233 75H234V77H233ZM248 75H249V76H248ZM8 76H9V75H8ZM20 76H21V72H20ZM20 76H18V77H20ZM49 76H50V75H49ZM77 76H80V75H77ZM97 76H98V75H97ZM235 76H237V77H235ZM244 76H245V77H244ZM4 77H6V76H4ZM50 77H51V76H50ZM70 77H71V76H70ZM70 77H69V78H70ZM73 77H74V76H73ZM87 77H88V76H87ZM98 77H99V76H98ZM98 77L95 76L94 78H98ZM247 77H249V78L247 79ZM8 78H9V77H8ZM84 78H85L84 81L82 80V77H81V80H80L81 83L83 82V85L79 84V82H80V81H79L78 83L75 82L77 85H74V86H73L72 84L74 83V81H76V79H78V80L80 79V78H77V77L75 76V79H74L73 83H71V81H70L69 85L66 84V86H65V91H66V93H67L68 91L70 92V91H74V90H76V93H77L78 95H81V94H82V95H83V94L86 95V98H87L86 100H89V103H90V101H91L90 98H89V97H91L90 94H91V95H92V94H93V95L98 94V91H97L98 88H97V89L95 90V92H94V91L91 90V85H92L93 83H97V84L100 85V83H98L97 81L95 82V80H94V82H92L93 79H90L91 77H90V78L88 77V78L86 79V77L84 76ZM227 78H228V77H227ZM230 78H231V77H230ZM60 79H61V78H60ZM70 79H71V78H70ZM5 80H6V79H5ZM78 80H77V81H78ZM58 81H59V80H58ZM99 81H100V80H99ZM241 81H242V80H241ZM247 81H246L245 83H247ZM7 82H8V81H7ZM233 82H234V81H233ZM244 82H243V85H245ZM240 83H241V82H240ZM70 84H71V85H70ZM238 84H239V83H238ZM64 85H65V84H63V86H64ZM80 85H81V86H80ZM99 85H98V86H99ZM235 85H236V86H239V85H237V84H235ZM243 85H241V86H243ZM11 86H12V85H11ZM54 86H55V85H54ZM58 86H59V85H58ZM56 87H57V86H56ZM89 87H90V88H89ZM92 87H93V85H92ZM95 87H97V86H95ZM95 87H93V88L95 89ZM99 87H100V86H99ZM102 87H103V86L101 85L100 88H102ZM243 87H245V86H243ZM93 88H92V89H93ZM100 88H99V90H100ZM103 88H104V87H103ZM239 88H240V87H239ZM245 88H246V87H245ZM89 89H90V90H89ZM94 89H93V90H94ZM105 89H106V88H105ZM242 89H243V88H242ZM57 90H58V93L56 92V95H57V94H58V95L60 94V96L62 97V95H61L62 92L59 93V90H60L59 87L57 88ZM88 90H89V91H88ZM244 90H245V89H244ZM90 91H92L93 93H91ZM96 91H97V93H96ZM102 91H103V92L106 91V94L108 93V92H107L108 90H104V89H103ZM242 91H243V90H242ZM94 93H95V94H94ZM70 94H71V93H70ZM82 95H81V97H82ZM93 95H92V98H91V99H92V101L95 102V101H96V99H95L96 96H93ZM98 95H99V94H98ZM98 95H97V96H98ZM60 96H59L58 98H60ZM70 96H71V95H70ZM74 96H75V95H74ZM106 96H107V95H106ZM106 96H105V97H106ZM54 97H55V95H54ZM64 97H65V95L63 96V99H64ZM68 97H69V96H68ZM76 97H77V96H76ZM99 97L101 98V96H99ZM105 97H103V98H105ZM58 98H57V99H58ZM71 98L73 99V96H71ZM78 98H79V97H77V98H75V99L77 100ZM83 98L85 99V96H84ZM47 99H48V100H47ZM65 99H67V98L65 97ZM79 99H80V98H79ZM79 99H78V100H79ZM94 99H95V100H94ZM254 100H255V99H254ZM51 101H52V100H51ZM54 101H55V100H54ZM58 101H59V100H58ZM61 101L63 102V105H62V109H63V110L65 109V107L67 108V106L70 105V104L64 103V101H66V100H61ZM69 101H70V100H69ZM71 101H72V100H71ZM92 101H91V102H92ZM255 101H256V100H255ZM74 102H75V101H74ZM80 102H85V101H81V99H80V100L78 101V103L76 102L79 106H78V105H75V106H74V105L71 104L72 106H74L73 108H72V106L70 105L69 109H70L71 113H70L69 115H70L71 117L68 118V116H67V118H63V120L60 119L61 121H60L59 123L64 124V126L62 125V127H61V126L59 127L58 124H57V125H56L57 127H54V129L52 128L53 131L55 130V132H54L55 135H54V136L52 135V136H53L52 140L50 139L51 136H49L47 140H51V141H53L55 137H56L55 140H57V137L60 136V138H61L62 134H63L64 136H67L66 138L69 140V139H70V136L72 135V133H75V134H73V135L71 136L72 138L70 139V140L73 142V140H75V137L77 138V137L79 136V138H80V136L83 134L82 132L85 133V130H84L85 127H84V128H83V127H75V126L73 127V126H72L73 123L71 122L72 119H73V118H72L73 115L76 114V115L78 116L77 111L79 112V110H80V108H81L80 106H82V103H80ZM252 102H253V101H252ZM56 103H57V102H56ZM79 103H80V104H79ZM253 103H254V102H253ZM20 104H21V106L24 108V113H25V111H26L27 114H29V116H27L28 119L23 120V121H21L22 119H19V118L16 116V112H17V111H16V107L19 108L18 105H20ZM51 104H52V105H51ZM59 104H60V101H59ZM65 104H67V105L64 106ZM259 104H260V103H259ZM255 105H257V103H255ZM260 105H261V104H260ZM21 106H20V108H21ZM76 106H78V107H76ZM75 107H76L77 109H75ZM105 107H106V106H105ZM263 107H264V106H263ZM263 107H262V108H263ZM71 108H72V110H71ZM94 108H95V107H92V111L94 110ZM62 109H61V110H62ZM67 109H68V108H67ZM67 109H65V112L68 113ZM73 109H75V110H73ZM78 109H79V110H78ZM83 109H84V104H83ZM86 109H89V106H88V107L86 106ZM101 109H102V108H101ZM258 109H259V108H258ZM81 110H82V109H81ZM74 111H76V113H75ZM50 112H51V111H50ZM72 112H73V114H72ZM84 112L86 113V111H84ZM84 112H83V113H84ZM87 112H89V110H88ZM90 112H91V109H90ZM94 112H95V110H94ZM5 113H6V112H5ZM40 113H41L42 115H41ZM74 113H75V114H74ZM80 113H82V112H80ZM38 114H40V115L38 116ZM239 114L241 115V113H239ZM46 115H47V114H46ZM67 115H68V114H67ZM86 115H87V114H86ZM86 115H85V116H86ZM236 115H237V114H236ZM61 116H62V115H61ZM61 116H60V118L64 117L65 115L62 116V117H61ZM80 116H81V114H80ZM242 116H243V115H242ZM55 117H56V116H55ZM100 117H101V115H100ZM248 117H249V116H248ZM248 117H247V118H248ZM241 118H242V117H241ZM251 118H252V117H251ZM42 119H43V118H42ZM45 119H46V118H45ZM55 119H57V117H56ZM65 119H66V121H65ZM69 119H70V120H69ZM80 119H81V117H80ZM80 119L77 118V120H76L75 122H77V121L79 122ZM86 119H87V118H86ZM248 119H249V118H248ZM47 120H48V118H47ZM47 120H46V121H47ZM67 120H68V123H66ZM74 120H75V119H74ZM250 120H251V119H250ZM42 121H43V120H42ZM58 121H59V120H58ZM63 121H64V123H63ZM69 121L71 122V124L69 123ZM82 121H83V120H82ZM168 121H169V120H168ZM38 122H39V123H43L44 121H43V122H40V120H39ZM38 122H37V123H38ZM55 122H56V121H55ZM150 122H151V121H150ZM153 122H154V121H153ZM158 122H160V121H158ZM162 122H163V121H162ZM164 122H165V121H164ZM164 122H163V123H164ZM242 122H243V121H242ZM245 122H246V121H245ZM44 123H45V122H44ZM57 123H58V122H57ZM168 123H169V126H170V122H168ZM45 124H46V123H45ZM65 124H66V125H65ZM78 124H80V123H78ZM78 124H77V125H78ZM150 124H151V123H150ZM159 124H160V123H159ZM161 124H162V123H161ZM42 125H43V128L46 127L44 124H41V126H42ZM46 125H48V124H46ZM73 125H75V124H73ZM86 125H88V124H86ZM151 125H153V124H151ZM154 125H155V124H154ZM35 126H36V127H35ZM54 126H55V125H54ZM78 126H79V125H78ZM80 126H81V125H80ZM82 126H83V125H82ZM147 126H148V125H147ZM156 126H157V123H156ZM163 126H164L166 129H167V127H168V126H165V124H164ZM186 126H187V125H186ZM198 126H199V125H198ZM58 127H59V128H58ZM184 127H185V124H184ZM46 128H47V127H46ZM159 128H160V126H159ZM162 128H163V127H162ZM170 128H171V126H170ZM197 128H198V127H197ZM36 129H37L38 131H37ZM56 129H57L59 132L56 131ZM71 129H73V130H75V131L77 130V131H76V132H75V131L72 132V131H70ZM223 129H224V128H223ZM44 130H45V129H44ZM61 130H63V131H61ZM178 130H179V129H178ZM194 130H195V129H194ZM50 131H51V129L49 128L47 134H48ZM60 131H61V132H60ZM181 131H182V130H181ZM51 132H52V131H51ZM162 132H163V131H162ZM198 132H199V131H198ZM222 132H223V131H222ZM232 132H233V131H232ZM232 132H231V133H232ZM238 132H239V131H238ZM52 133H53V132H52ZM59 133H60V135H59ZM79 133H81V134H79ZM159 133H160V131H159ZM169 133H170V132H169ZM211 133H212V132H211ZM36 134H37V135H36ZM40 134H41V133H40ZM49 134H50V133H49ZM70 134H71V135H70ZM198 134H199L200 136L205 135V134L202 135L200 132H199ZM198 134H197V135H198ZM235 134H236V131H235ZM35 135H36V136H35ZM56 135H57V136H56ZM157 135H158V134H157ZM160 135H162V134L160 133ZM160 135H159V136H160ZM163 135H166V133H165V134L163 133ZM167 135H168V134H167ZM177 135H178V134H177ZM181 135H182V134H181ZM199 135H198V138H200V139L202 138V141H201V142H200V140H197V142H198V143H197L195 139H194L195 141H193V138L198 139L197 136H196V137H193V138H192V140H191L192 143H191V141L189 142V141H187V140H186V143H187L188 145L184 143L187 147L190 148V150H193V149H194V151L196 150V151H195V152H196L195 154H197V150L199 151L200 148H201L202 146H204L203 143H205V141H207V142H206L207 144H208V142L212 144V142L216 140V136L214 137V140H213V141H212V139H211L210 136H207V138L209 137V138L211 139V141H208V140H206L207 138H205V139L203 138V137H205V136L200 137ZM207 135H208V134H207ZM41 136H42V135H41ZM64 136H62V140H63L62 142H63V144H65V143H70V144H71V141H70V140H69V142H66V141H67L66 138H65L66 141H64V140H65V139H64ZM86 136H87V134H86ZM148 136H149V138H150V136L153 137V135H151L150 133H149ZM155 136H156V135H155ZM172 136H173V135H172ZM233 136L235 137V135H232V137H233ZM73 137H74V138H73ZM167 137H170V135H168ZM218 137H219V136H218ZM223 137H224V136H223ZM228 137H229V136H228ZM228 137H227V138H228ZM245 137H246V136H245ZM83 138H85V137L83 136ZM149 138H148V139H149ZM174 138H177V137H174ZM179 138H180V136H179ZM224 138H225V137H224ZM224 138H223V139H224ZM44 139H45V138H44ZM87 139H88V137L86 138V140H87ZM155 139H156V138H155ZM177 139H178V138H177ZM184 139H186V138H184V136L182 135V140H181V138H180V140H178V141H180V142L183 141V142H184ZM210 139H209V140H210ZM45 140H46V139H45ZM45 140L40 139L41 144H42L43 141L45 142ZM149 140H150V139H149ZM149 140H148V141H149ZM151 140H152V139H151ZM151 140H150V142H151ZM165 140H166V139H165ZM218 140H219L218 143L220 144V142L222 141V137H221V139L218 138ZM220 140H221V141H220ZM225 140H226V139H225ZM230 140H231V138H230ZM232 140H235V138L232 139ZM232 140H231V141H232ZM51 141H49V143L46 141V142L44 143V145H48L49 148H52V147H51L52 143H53V144H56V143H54L55 141H54V142H51ZM57 141H58V140H57ZM60 141H61V139L59 140V143L57 142V144H60V145H61L62 143H60ZM172 141H173V139H172ZM178 141H177V142H178ZM223 141H224V140H223ZM228 141H229V140H228ZM236 141H237V140H236ZM236 141H235V142H236ZM34 142H35V143H34ZM36 142H37V144H36ZM76 142H77V141H76ZM80 142H81V141H80ZM193 142H194V144H193ZM195 142H196V143H195ZM263 142H264V141H263ZM33 143L36 144V145L34 146ZM46 143H47V144H46ZM190 143H191V144H190ZM218 143H217V144L215 143L216 145H215L214 149H212L211 151H210V148L208 147V148H209V151L212 152V151L215 150V149H216V150H215V153H216L217 151H221V150H219V148H221L222 144H220L221 146L219 147V144H218ZM225 143H226V142H225ZM227 143H228V142H227ZM227 143H226L225 145L229 146V149H230V144H232V143H233V145L236 144V143H234L233 141H232L231 143H230V141H229V145H228ZM238 143H239V142H238ZM243 143H244V141H243ZM252 143H253V142H252ZM70 144H65V145H66V146H68V145L70 146ZM73 144H74V143H73ZM155 144H156V143H155ZM161 144H162V143H161ZM171 144H172V147H175V146H176L177 148H178V147H181L180 145H178V143H177V144L175 143V139H174V143H171ZM171 144L168 145V148L171 146ZM180 144H181V143H180ZM184 144H182V145H184ZM213 144H214V142H213ZM223 144H224V143H223ZM241 144H242V143H241ZM259 144H260V142H259ZM261 144H262V143H261ZM32 145H33V147H32ZM44 145H43V146H44ZM81 145H82V143H81ZM81 145H80V146H81ZM150 145H151V144H150ZM173 145H174V146H173ZM190 145H192V146H190ZM205 145H206V144H205ZM57 146H59V145H57ZM75 146H77V145H75ZM148 146H149V145H148ZM152 146L155 147L156 145H152ZM163 146H164V144H163ZM166 146H167V145H166ZM186 146H184V147L186 148ZM193 146H195L196 148H194ZM210 146H211V145H210ZM235 146H236V145H235ZM34 147H35V148H34ZM38 147H40V146L38 145ZM46 147H47V146H46ZM71 147H72V146H71ZM153 147H152V148H153ZM223 147H226V146H223ZM233 147H234V146H232V148H233ZM32 148H33V149H32ZM41 148H42V145H41ZM57 148H58V147H57ZM57 148H56V149H57ZM150 148H151V147H150ZM155 148H156V147H155ZM170 148H171V147H170ZM181 148H183V147H181ZM191 148H193V149H191ZM247 148H248V147H247ZM30 149H32L31 152H30ZM37 149H38V148H36V150H37ZM56 149H54V150H56ZM60 149H62L61 146H60ZM157 149H158V146H157ZM163 149H164V148L162 147V149H160V151H161V150L163 151ZM183 149H184V148H183ZM217 149H218V150H217ZM221 149H222V148H221ZM38 150H39V153H40V158H41V156L43 157V155H41V153H42L41 150H40V149H38ZM38 150H37V152H38ZM166 150H168L169 153L171 152L170 149H164V153H168V151H166ZM172 150H173V149H172ZM225 150H226V149H225ZM227 150H228V149H227ZM235 150H236V149H235ZM44 151H45V150H44ZM72 151H73V150H72ZM138 151H139V152H138ZM138 151H137L138 154L140 153L141 155H145V154L148 153L149 151L151 152V150L147 149L146 147H145V148H142V147H141V148L138 149ZM165 151H166V152H165ZM177 151L180 152L181 149L178 148ZM194 151H192V152H194ZM228 151H229V150H228ZM230 151H231V150H230ZM55 152H56V151H55ZM206 152H207V151H206ZM56 153L60 155V152L57 151ZM176 153H177V152H176ZM199 153H201V151H199ZM220 153H221V152H220ZM229 153H230V152H229ZM237 153H238V151H237ZM34 154H35V156H33ZM42 154H43V153H42ZM49 154H50V153H49ZM49 154H47V155H49ZM57 154H56V155H57ZM81 154H82V153H81ZM171 154H175V153H174V150L172 151ZM205 154H206V153H205ZM230 154H231V153H230ZM239 154H240V153H239ZM47 155L45 156L46 158H48ZM59 155H58V157H59ZM202 155H203V154H202ZM216 155H217V154H216ZM233 155H234V153H233ZM74 156H75V155H74ZM35 157H36V159H35ZM45 157H44V158H45ZM53 157H54V156H53ZM58 157H57V158H58ZM223 157H224V156H223ZM232 157H233V156H232ZM40 158H39V159H40ZM51 158H52V157H51ZM55 158H56V157H55ZM238 158H241V157H238ZM41 159H42V158H41ZM41 159H40V160H41ZM218 159H219V158H218ZM40 160H38V161H40ZM46 160H47V159H46ZM46 160H45V161H46ZM48 160H50V157H49ZM78 160H79V159H78ZM202 160H203V159H202ZM211 160H212V158H211ZM233 160H234V159H233ZM241 160H242V159H241ZM41 161H44V160L42 159ZM55 161H56V160H54V161H48L49 163H48V164L45 163V165H46V166H48L49 164L52 165L53 163H51V162H54V164L57 163V162H55ZM81 161H82V160H81ZM258 161H259V160H258ZM212 162H215V163H216V161H214V160H212ZM254 162H255V161H254ZM58 163H59V162H58ZM58 163H57V164H58ZM198 163H199V162H198ZM224 163H225V162H224ZM252 163H253V162H252ZM38 164H39V163H38ZM59 164L61 165V162H60ZM64 164H65V163H64ZM74 164H75V163H74ZM213 164H214V163H213ZM18 165H17V166H18ZM55 165H56V164H55ZM71 165H72V164H70V166H71ZM76 165H78V163H76ZM211 165H212V164H211ZM223 165H224V164H223ZM258 165H259V167H260L261 164L259 163ZM39 166H40V165H39ZM52 166H53V168L55 169L54 165H52ZM52 166H49V168L51 169L52 172H54L55 170L53 171V169L51 168ZM66 166H67V164H66ZM70 166H68V167H70ZM199 166H200V165H199ZM207 166H208V164H207ZM213 166H214V165H213ZM217 166H218V165H217ZM261 166H262V165H261ZM19 167H17V169H18ZM44 167H45V166H44ZM83 167H84V166H81L80 168L82 169ZM254 167H255V166H254ZM22 168H23V169H22ZM41 168L43 169L42 166H41ZM59 168H62V167H59ZM71 168H73V167H71ZM88 168L92 170V168H90V167H88ZM203 168H204V167H203ZM208 168H209V166H208ZM257 168H258V167H257ZM75 169H76V168H75ZM234 169H235V168H234ZM252 169H253V168H252ZM58 170H59V169H58ZM58 170H57V172H58L59 175H56V176H59V177H60L59 179H61V177L64 178V177H65V172L63 171L64 175L61 176L63 173L60 172V171H58ZM66 170H68V169H66ZM69 170H73V169H69ZM69 170H68V171H69ZM91 170H89V171H91ZM241 170H242V169H241ZM256 170H257V169H256ZM61 171H62V170H61ZM68 171H67V172H68ZM82 171H83V170H82ZM86 171H87V169H86ZM206 171H207V169H206ZM212 171H213V170H212ZM242 171H243V170H242ZM242 171H241V172H242ZM262 171H263V170H262ZM24 172H25V170H24ZM73 172H75V171H73ZM79 172H80V170H79ZM83 172H84V171H83ZM91 172H92V171H91ZM255 172H256V171H255ZM257 172H258V171H257ZM35 173H36V174H35ZM61 173H62V174H61ZM202 173H204V171H203ZM213 173H214V172H213ZM244 173H245V175H246V172H245V171H244ZM72 174H75V173H72ZM77 174H78V172H77ZM77 174H75V176H76ZM80 174H81V172H80ZM200 174H201V173H200ZM205 174H207V176H209L208 173L205 172ZM211 174H212V173H211ZM211 174H210V175H211ZM84 175H85V174H84ZM216 175H217V174H216ZM218 175H219V173H218ZM235 175H236V174H235ZM237 175H238V174H237ZM261 175H262V174H261ZM21 176H23V175H21ZM50 176H51V175H50ZM70 176H71V175H70ZM75 176H74V178H76V179H79V177H80V176H77V177H75ZM240 176H243V177H244V175H240ZM51 177H52V176H51ZM67 177H68V176H67ZM72 177H73V176H72ZM89 177H90V175H89ZM91 177H92V176H91ZM114 177H115V176H114ZM214 177H215V176H214ZM229 177H230V175H229ZM243 177H242V179H240V177H237V178H239L238 182H236L234 179H233V180H234L237 184H238L241 180H243L242 182L244 183V185L246 184L245 182H248V183H249V184H246V186H247V185H250V182H251V181L249 182L248 180H246V179H247L246 177H245L244 179H243ZM262 177H263V176H262ZM262 177H261V178H262ZM57 178H58V177H57ZM65 178H66V177H65ZM65 178H64V179H65ZM87 178H88V177H87ZM87 178H86V179H87ZM116 178H117V177H116ZM116 178H115V179H116ZM237 178H236V179H237ZM263 178H264V177H263ZM51 179H52V178H51ZM69 179H70V178H69ZM69 179H68V180H69ZM72 179H73V178H72ZM80 179H81V178H80ZM80 179L77 180V181L79 182ZM25 180H26V179H25ZM54 180H55V179H53V181H54ZM56 180H58V179H56ZM61 180H62V179H61ZM68 180H67V178H66V181H67V182H68ZM82 180H83V179H82ZM91 180H92V179H91ZM244 180H245V181H244ZM253 180H254V179H253ZM260 180H261V179H260ZM48 181H49V183H47ZM53 181H52V182H53ZM62 181H63V180H62ZM66 181H65V183H67ZM263 181H264V180H263ZM263 181H262V180H261V182L259 181V184H260V183L262 184ZM75 182H76V181H75ZM75 182H71V183H70V181H69L68 183L72 184V186H73V184H74ZM94 182H95V181H94ZM24 183H25V182H24ZM65 183H64V184H65ZM68 183H67V184H68ZM210 183H211V182H210ZM243 183H241V184H243ZM253 183H254V182H253ZM256 183L258 184L257 179H256ZM256 183H255V185H257ZM39 184H40V187H39ZM57 184H58V183H57V181H56V185H57ZM78 184H79V183H78ZM78 184H76V185L78 186ZM212 184H213V183H212ZM237 184L235 185V183H234V185H233V184H232V185H233V186H236V188H237ZM239 184H240V183H239ZM241 184L238 185V186H244V185H241ZM56 185L54 186V184H53V186L57 188ZM65 185H66V184H65ZM114 185H115V184H114ZM132 185H133V184H132ZM134 185H135V184H134ZM226 185H227V184H226ZM230 185H231V184H230ZM252 185H253V184H251V186H252ZM15 186H16V185H15ZM20 186H21V185H19V188H20V189L22 188V190L25 188V185H22L21 187H20ZM23 186H24V187H23ZM70 186H71V185H70ZM233 186H232V187H233ZM259 186H260V188H261V187H263V184H262V186H261V185H259ZM94 187H95V186H94ZM125 187H126V186H125ZM131 187H132V186H131ZM253 187H254V185H253ZM257 187H258V186H257ZM10 188H11V189H10ZM10 188H9V190L11 191L13 187L10 186ZM14 188H15V187H14ZM32 188H31V189H32ZM62 188H63V187H62ZM107 188H108V187H107ZM118 188H119V187H118ZM234 188H235V187H234ZM234 188H233V189H234ZM244 188H245V187H243V189H244ZM263 188H264V187H263ZM45 189H46V188H45ZM45 189H44V191H45ZM54 189H55V188H54ZM58 189H59V188H58ZM58 189H57V190H58ZM124 189H125V188H123V189L121 188L122 191H124ZM132 189H133V188H132ZM233 189H231V191H232ZM51 190H52V189H51ZM57 190H54V191L57 192ZM240 190H241V189H240ZM256 190H257V189H256ZM258 190H259V189H258ZM260 190H261V189H260ZM260 190H259V191H260ZM12 191H13V190H12ZM12 191H11V192H12ZM33 191H34V190H33ZM46 191L48 192V190H46ZM46 191H45V193H46ZM49 191H50V189H49ZM129 191H130V190H129ZM173 191H174V190H172L171 192H173ZM236 191H239V190H236ZM19 192H20V191H19ZM120 192H121V191H120ZM144 192H145V191H144ZM262 192H263V191H262ZM41 193H42V192H41ZM48 193H49V192H48ZM127 193H129V192H127ZM169 193H170V191H169ZM13 194H14V193H13ZM15 194H16V193H15ZM15 194H14V195H15ZM120 194H121V193H120ZM124 194H125V193H124ZM193 194H194V193H193ZM197 194H198V193H197ZM254 194H255V193H254ZM263 194H264V192H263ZM20 195H21V194H20ZM39 195H40V194H39ZM41 195H42V194H41ZM41 195H40V196H41ZM172 195H173V194H172ZM43 196H44V194H43ZM140 196H141V195H140ZM143 196H145V195H143ZM143 196H142V197H143ZM162 196H163V195H162ZM167 196H168V195H167ZM188 196H189V195H188ZM190 196H191V194H190ZM11 197H12V196H11ZM107 197H108V196H107ZM170 197L175 198V201H174L175 203L178 202V201H176V200H178V199H176V196H175V197H173V196H169V198H170ZM255 197H256V196H255ZM18 198H19V196H18L17 198L15 197V199H17V200H18ZM36 198H37V197H36ZM47 198H48V197H47ZM61 198H62V197H61ZM164 198H165V197H164ZM185 198H186V197H184V199H185ZM210 198H211V197H210ZM12 199H13V198H12ZM20 199H21V198H20ZM69 199H70V198H69ZM161 199H162V198H161ZM182 199H183V198H182ZM189 199H190V198H189ZM237 199H238V198H237ZM133 200H134V199H133ZM136 200H139V199H136ZM142 200H143V199H142ZM172 200H173V199H172ZM172 200H171V201H172ZM228 200H229V199H228ZM19 201H20V200H19ZM59 201H60V200H59ZM69 201H70V200H69ZM131 201H132V200H131ZM157 201H158V200H157ZM168 201H169V200H168ZM168 201H167V202H168ZM191 201H192V200H191ZM230 201H231V200H230ZM232 201H233V200H232ZM21 202H22V201H21ZM42 202H43V201H42ZM52 202H53V201H52ZM136 202H137V201H135L134 204H136ZM149 202H150V201H149ZM180 202H181V201H180ZM186 202H187V201H186ZM186 202H185V203H186ZM24 203H25V202H24ZM68 203H69V202H68ZM157 203H159V202H157ZM182 203H183V202H182ZM232 203H233V202H232ZM234 203H235V201H234ZM234 203H233V204H234ZM236 203H237V202H236ZM257 203L259 204V202H257ZM63 204H64V203H63ZM132 204H133V203H132ZM142 204H143V203H142ZM177 204H178V203H177ZM49 205L51 206L52 204L49 203ZM136 205H137V204H136ZM138 205H139V206H138ZM138 205H137V206L140 207V204H139V203H138ZM152 205H153V204H152ZM160 205H161V203H160ZM167 205H168V204H167ZM179 205H180V204H179ZM186 205H189V203L187 202ZM186 205L184 204L183 206H186ZM226 205H227V204H226ZM247 205H250V204H247ZM262 205H263V204H262ZM13 206L15 207V205H13ZM148 206H149V205H148ZM190 206H191V205H190ZM47 207H48V205H47ZM60 207H61V206H60ZM159 207H160V206H159ZM174 207H175V206H174ZM228 207H231V206H228ZM237 207H239V206H237ZM237 207H236V208H237ZM243 207H245V206H243ZM150 208H151V206H150ZM239 208H242V207H239ZM245 208H246V207H245ZM247 208H248V207H247ZM247 208H246V209H247ZM81 209H82V208H81ZM138 209H139V208H138ZM180 209H181V207H180ZM180 209H179V210H180ZM225 209H226V208H225ZM249 209H250V208H249ZM262 209H263V208H262ZM13 210H14V209H13ZM252 210H253V209H252ZM259 210H260V209H259ZM80 211H81V210H80ZM180 211H181V210H180ZM226 211H228V209H227ZM233 211H234V209H233ZM235 211H236V210H235ZM242 211H243V208H242ZM242 211H241V212H242ZM81 212H82V211H81ZM93 212H94V211H93ZM175 212H176V211H175ZM241 212L239 211L238 213L240 214ZM68 213H69V212H68ZM243 213H244V212H243ZM243 213H241V214H243ZM263 213H264V212H263ZM82 214H83V213H82ZM174 214H176V213H174ZM193 214H194V213H193ZM228 214H229V213H228ZM239 214H238V216H239ZM241 214H240V215H241ZM247 214H249V213L247 212ZM255 214H256V213H255ZM33 215L35 216V214H33ZM33 215H32V216H33ZM168 215H169V214H168ZM194 215H195V214H194ZM231 215H232V214H231ZM235 215H236V214H235ZM65 216H66V214H65ZM169 216H170V215H169ZM174 216H175V215H174ZM254 216H255V215H254ZM259 216H260V215H259ZM83 217H84V216H83ZM166 217H167V216H166ZM222 217H224V215H223ZM226 217H227V216H226ZM232 217H233V216H232ZM244 217H246V219L243 220V218H242V222L245 221V223H246L245 225H246V226H245L244 224H243V225H244L246 228L249 227V226H251V227H249V229H250V231H251L252 228H254L256 225L252 227L253 224H250V223H252V221H251V222H248L247 216H244ZM251 217H252V216H251ZM261 217H262V216H261ZM31 218H32V217H31ZM66 218H67V217H66ZM172 218H173V217H172ZM202 218H203V217H202ZM233 218H234V217H233ZM233 218H232V219H233ZM262 218H263V217H262ZM29 219H30V218H29ZM32 219H34V218H32ZM70 219H71V220H68V219H67V220L72 222L73 220H72V218H71V215H70ZM187 219H188V218H187ZM227 219H228V218H227ZM230 219H231V218H230ZM253 219H254V218H253ZM22 220H23V219H22ZM161 220H162V219H161ZM179 220H180V219H179ZM181 220H182V219H181ZM191 220H192V219H191ZM195 220H196V219H195ZM224 220H225V219H224ZM29 221H31V220H29ZM152 221H153V220H152ZM168 221H169V220H168ZM176 221H177V220H176ZM185 221H186V220H185ZM233 221H234V222H233ZM233 221H231L233 224H232L231 222H229L230 224H232V225H231L232 228H233V225L235 224V220H234V219H233ZM38 222H39V221H38ZM66 222H67V221H66ZM71 222H68V223H71ZM157 222H158V221H157ZM180 222H181V221H180ZM247 222H248V224H247ZM253 222H254V220H253ZM29 223H30V222H29ZM154 223H156V222H154ZM166 223H167V222H166ZM169 223H170V221H169ZM196 223H198V222L196 221ZM226 223H227V222H226ZM226 223H225V224H226ZM26 224H27V223H26ZM66 224H67V223H66ZM71 224L73 225V222H72ZM188 224H190V223H188ZM191 224H192V223H191ZM222 224H223V223H222ZM237 224H238V223H237ZM76 225H77V224H76ZM239 225H240V224H239ZM247 225H248V226H247ZM24 226H25V225H24ZM27 226H28V225H27ZM39 226H40V225H39ZM178 226H180V223H179V225H177V228H175L176 230H177V229H178V230L180 229V228H178ZM186 226H187V225H186ZM188 226H189V225H188ZM18 227H19V226H18ZM28 227H29V226H28ZM75 227H76V226H75ZM167 227H169V226H167ZM192 227H193V226H192ZM259 227H260V226H259ZM262 227H263V226H262ZM16 228H17V227H16ZM70 228H71V227H70ZM73 228H74V227H73ZM169 228H170V227H169ZM171 228H172V227H171ZM182 228H183V227H182ZM182 228L180 229L181 232L183 231ZM193 228H194V227H193ZM232 228H231V229H232ZM27 229H28V228H27ZM172 229H173V228H172ZM175 229H174V230H175ZM249 229H248V230H249ZM22 230H23V229H22ZM75 230H76V229H75ZM75 230H73V231H75ZM168 230H169V229H168ZM233 230L235 231L236 229L234 228ZM240 230L242 231V230H244V229H239L238 231H240ZM257 230H258V229H257ZM262 230H263V229H262ZM188 231H189V230H188ZM190 231H191V228H190ZM190 231H189V232H190ZM193 231L196 232V230H193ZM250 231H246V232L250 233ZM263 231H264V230H263ZM22 232H24V231H22ZM22 232H21V233H22ZM30 232H32V231H30V229H29V231H27V233H30ZM189 232H188V233L186 232V235L188 234V236H189V235H190ZM242 232H243V231H242ZM62 233H63V231H62ZM70 233H71V232H70ZM74 233H75V232H74ZM190 233H191V232H190ZM251 233H252V232H251ZM257 233H258V232H257ZM263 233H264V232H263ZM178 234H179V233H178ZM195 234H196V233H195ZM195 234H194V235H195ZM235 234H236V231H235ZM244 234H246V233H244ZM64 235H65V234H64ZM181 235H182V234H181ZM184 235H185V234H184ZM255 235H256V233H255L253 236H255ZM257 235H258V234H257ZM263 235H264V234H263ZM24 236L26 237L25 234H24ZM24 236H23V238H24ZM182 236H183V235H182ZM182 236H181V237H182ZM191 236H192V235H191ZM260 236H261V235H260ZM260 236H259V237H260ZM181 237H180V238H181ZM261 237H262V236H261ZM245 238H246V237H245ZM252 238H253V237H252ZM252 238H251V239H252ZM39 239H40V238H39ZM61 239H62V238H61ZM66 239H67V237H66ZM74 239H75V238H74ZM178 239H179V238H178ZM178 239H177V241H178ZM248 239H249V238H248ZM254 239H255V238H254ZM254 239H252V240H254ZM256 239H258V238H256ZM259 239H260V241H262L261 238H259ZM259 239H258V240H259ZM262 239H263V238H262ZM182 240H183V239H182ZM190 240H191V239H190ZM190 240H189V241H190ZM243 240H244V235H243ZM252 240H251V241H252ZM263 240H264V239H263ZM61 241H62V240H61ZM180 241H181V240H180ZM194 241H195V240H194ZM256 241H257V240H254L255 243H256ZM181 242H182V241H181ZM181 242H180V243H181ZM192 243H193V242H192ZM180 245H181V244H180ZM185 245H186V244H185ZM187 246H189V245H187ZM251 246H253V245H251ZM40 247H41V246H40ZM253 248H254V247H253ZM66 249H67V248H66ZM262 249H263V248H262ZM59 250H60V249H59ZM67 250H68V249H67ZM71 250H72V249H71ZM71 250H69V251H71ZM254 250H255V249H254ZM53 251H55V250H53ZM61 251H62V250H61ZM255 251H256V250H255ZM250 252H251V251H250ZM257 252H258V251H257ZM257 252H256V254H257ZM62 253H63V252H62ZM186 253H187V252H186ZM256 254H255V255H256ZM66 255H68V253H66ZM77 255H78V254H77ZM78 257H79V255H78ZM4 261H5V260H4ZM7 261H9V260L7 259ZM80 261H81V260H80ZM9 262H10V261H9ZM13 262H14V261H13ZM39 262H40V261H39ZM80 263H81V262H80Z\"/></svg>",
	"mask_w": 264,
	"mask_h": 264
}]
</instances>
